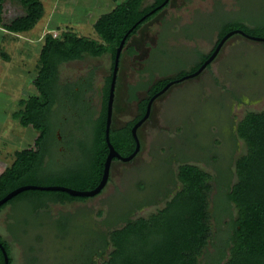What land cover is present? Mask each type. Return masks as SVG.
<instances>
[{
	"label": "rangeland",
	"instance_id": "374dc122",
	"mask_svg": "<svg viewBox=\"0 0 264 264\" xmlns=\"http://www.w3.org/2000/svg\"><path fill=\"white\" fill-rule=\"evenodd\" d=\"M42 1L44 16L26 34L35 38L41 34L40 38L33 47L21 38L15 43L7 42L6 53L10 61L0 66V71L3 69L0 74V175L13 164L16 151L36 147L40 134L31 126L22 127L13 114L23 109L20 104L23 99L37 93L34 80L44 35L53 28L52 24L48 26L47 20L55 4V0ZM123 1L127 0H57L52 23L71 25L70 29L79 36L99 39L94 29L96 20ZM257 1L172 0L168 8L133 37L129 46L135 55L126 50L120 59L112 128L117 129L134 117L135 105L128 102L130 87L141 84L144 86L141 93L145 97L151 83L175 78L182 70L191 71L200 55L215 49L220 27L225 21L244 20L251 27L259 22L264 8L259 7ZM102 3L107 5L102 7ZM152 3L153 0H148L146 5ZM5 10L13 19L24 15L25 8L19 0H6ZM56 34L61 36L60 32ZM111 61L110 55L87 56L63 64L61 83L79 85L91 81L93 88L86 99L96 112H100L102 88L111 73ZM210 66L194 78L173 84L169 89L166 85L161 90L164 93L152 104L151 119L138 130L142 145L140 153L131 162L112 164L108 184L99 195L85 202L50 204L49 208L40 210L41 220L37 227L24 228L29 232L27 237L23 234L22 222L31 200L16 202L0 211V235L10 246L14 264H84L101 245V238L91 232L85 235L81 230L74 238L69 235L75 229L73 227L87 224L98 234H105L125 223L123 214H130V218L135 219L164 208L181 188L177 173L178 167L185 163L198 165L214 177L209 203L211 244L213 242L216 249L209 247L211 256L206 264L223 256L227 257L224 263H230L236 247L228 223L231 215L237 216L238 211L226 202V183L236 181L235 160L246 154L243 142L238 141L235 146L233 137L238 121L245 114L264 111V43L235 34L223 45ZM57 108L58 116L61 107ZM66 109H72L71 103ZM72 117L73 112L68 110L60 116L61 120ZM72 123L65 128H71ZM66 134L58 133L57 156L52 154L53 147H48L50 157L44 178L75 167L68 163L71 161H67L69 165L54 162L62 161ZM142 185L144 189L140 188ZM62 217H69L73 224L66 235L56 228V222L63 220ZM32 248L35 251L32 252ZM110 251L109 247L103 258L96 255L93 264H103ZM201 264H205L204 261ZM242 264L260 263L257 257L244 256Z\"/></svg>",
	"mask_w": 264,
	"mask_h": 264
},
{
	"label": "trees",
	"instance_id": "16d2710c",
	"mask_svg": "<svg viewBox=\"0 0 264 264\" xmlns=\"http://www.w3.org/2000/svg\"><path fill=\"white\" fill-rule=\"evenodd\" d=\"M19 1L25 8L24 15L7 20L4 16L6 0H0V25L7 22L5 29L22 35L37 25L43 18L45 9L40 0ZM147 1H123L112 11L102 15L94 24L99 39L79 36L73 29L60 31V37H55L51 32L45 34L39 56L38 73L34 80L37 93L23 99L20 102L23 109L13 114L14 118L19 119L22 127L31 126L40 134L35 142L36 147L16 151L13 164L0 175V200L14 190L29 185L64 186L78 191H91L100 184L109 154L105 131L117 49L124 36L137 25L129 34L123 48V51L127 50L131 55H135L134 49L129 46L133 37L145 24L168 8L172 0L154 13L151 12L165 0H153L150 5H146ZM255 3L264 8V0ZM250 4L253 5L251 2ZM237 30H242L250 36L264 38V15L253 27L244 23V20L225 21L220 27L215 48L224 36ZM214 50L207 55H200L191 71L182 70L175 78L162 79L151 84L148 82L151 86L148 91L149 99L143 100L139 105L141 112L139 118L127 122L122 128H112L110 132L111 143L123 157L132 155L136 149L137 143L132 130L146 114L150 99L170 82L179 81L195 73ZM107 55H110L112 60L111 73L105 79L102 88L101 110L96 112L86 99L87 93L93 88L92 82L87 81L79 85L70 82L63 84L60 68L63 64L83 60L87 56L101 58ZM210 67L208 65L206 69ZM140 88L142 90L144 86L138 84L130 87L129 102L138 99L137 92ZM70 103L72 109H66ZM57 106L61 107L58 116ZM65 110L73 112L74 117L70 118L71 120L65 118L61 120L60 116ZM74 112H77V117ZM68 121L77 124L83 132V137L74 135L73 139L64 140L62 161L54 162L56 165L73 163L75 167L60 171L56 176L44 178L47 160L50 157L48 147H53L52 154L58 155L55 152L56 143L59 141L58 133L68 132L65 128V125L68 126L70 123ZM233 139L235 146L238 141L243 142L246 154L235 160L236 181L232 183L227 179L226 183V202L228 205H234L238 211L237 216L231 215L228 223L232 228V243L236 247L229 264H242L244 256L257 257L258 262L264 264V111L245 114L237 123L236 136ZM213 179L209 172L198 165L181 164L177 173L181 188L166 202L164 208L147 217L135 219H131L130 214H123L125 223L105 234H98L90 225L79 224V227H73L75 229L70 231L69 235L75 238L76 233L81 230L85 235L91 232L101 238V245L88 256L84 264H93L96 255L103 258L109 247L111 251L103 264H201L202 261L206 264V260L211 256L209 247L215 248V244L213 242L211 244L213 234L209 203ZM140 188L144 189V186ZM89 198L74 197L63 191L26 190L0 206V211L16 202L31 200L30 209L24 213L25 220L22 222L23 234L27 237L29 232L24 228L30 225L32 228L38 226L41 220L40 210L49 208L50 204L85 202ZM62 218L63 220L56 222V228L60 234L66 235L73 224L69 217ZM29 239L30 237L27 238ZM0 243L7 252L9 263L14 264L10 246L1 235ZM33 251L35 250L32 248ZM226 259L227 257L223 256L211 264H226L224 263ZM0 264H5L1 248Z\"/></svg>",
	"mask_w": 264,
	"mask_h": 264
},
{
	"label": "water",
	"instance_id": "95a60500",
	"mask_svg": "<svg viewBox=\"0 0 264 264\" xmlns=\"http://www.w3.org/2000/svg\"><path fill=\"white\" fill-rule=\"evenodd\" d=\"M169 1L170 0H165V2L161 6L157 7L156 9H154L151 13H154L157 10H159L160 8L165 6ZM136 26L137 25H135L132 29H130L129 32L124 36L123 40L121 41L120 46L117 49V53H116V57H115V66H114V70H113V77H112L110 93H109V100H108V107H107V124H106V131H105V133H106V141H107V144H108V147H109V154H108V157H107L106 162H105L103 178H102L100 184L97 186V188H95L94 190H91V191H78V190H74V189H71V188H68V187H64V186H48V187H40V186H32V185L23 186V187H20V188L14 190L10 194H8L5 198L0 200V206H2L3 204H5L9 200H11L13 197L17 196L18 194L22 193L23 191L35 190V189L52 190V191H63V192H67L68 194H70L71 196H74V197H95V196L99 195L104 190L106 185L108 184V181H109V178H110V173H111V166H112L114 160H118V161H121V162H130L136 157V155L138 154V152L141 149V143H140V140H139V138L137 136V130L149 118V115H150V112H151V107H152V104H153L154 100L158 96H160V95H162L164 93V92L161 91L158 94H156L150 100L145 116L143 117L142 120H140L134 126V128L132 130L134 138H135L136 143H137L136 149H135V151H134V153L132 155H130L128 157H123L115 149V147L111 143V141H110V132L112 130V124H113V112H114V103H115V97H116V84H117L116 81H117L118 71H119V68H120V59H121V56H122V52H123V48H124V45L126 43V40H127L128 36H129V34L133 31V29ZM235 34H240V35L244 36L245 38L250 39L252 41L264 43V38L250 36V35L246 34L242 30H237V31L230 32L226 36H224V38L219 42V44L217 45V47L215 48V50L211 54V56L205 61V63L195 73L190 74L188 76H185L182 79H180L179 81L177 80V81H174V82H170L168 84V86L166 87V89H169L170 86H172L175 82H181V81H184V80H187V79L194 78V77L200 75L202 72H204V70L207 68V66L211 65V63L216 59V57L220 53V50L222 49L223 45L228 41L229 38H231ZM0 248H1V250L3 252V255H4L5 264H10L9 263V257L7 255V252H6L5 248H4V246L2 245V243H0Z\"/></svg>",
	"mask_w": 264,
	"mask_h": 264
},
{
	"label": "crops",
	"instance_id": "0c3cea01",
	"mask_svg": "<svg viewBox=\"0 0 264 264\" xmlns=\"http://www.w3.org/2000/svg\"><path fill=\"white\" fill-rule=\"evenodd\" d=\"M42 3H43V1L42 0H40ZM56 1L57 0H55V4H56ZM55 4H54V7L52 8V11H51V14H50V16H49V19L47 20V23H48V26H49V24H52L53 26V28L52 29H50L51 30V33H59L60 31H63V30H65V29H70V28H72V26L70 27V26H68V25H64V23H58V22H56V23H52L53 22V19H54V17H55V15H53V9L55 8ZM105 5H107V4H104V3H102V4H100V6H102V7H104ZM43 6H44V9H45V5H44V3H43ZM113 10V9H112ZM111 10V11H112ZM6 12V11H5ZM45 13V12H44ZM104 15V14H103ZM5 18L7 19V20H10L11 18H10V16L11 15H6V13H5ZM102 16V15H101ZM100 16V17H101ZM99 17V18H100ZM98 18V19H99ZM97 19V20H98ZM96 20V21H97ZM6 23L7 22H5V24H3V25H0V66L2 67L4 64H6V63H8V61H10V57H9V55L6 53V49H7V46H6V44H8L7 42H11V43H15V41H18V39L19 38H21V39H23V41H26V43L29 45V43L31 44V47H33L34 46V44L36 43V41L40 38V36H41V34H39V35H37L38 37L37 38H35V37H28V36H26V34H28L29 32H27V33H23L22 35H19V34H15V33H12V32H10V31H8L7 29H5L6 28ZM46 23V24H47ZM96 23V22H95ZM35 27H36V25H35ZM34 27V28H35ZM33 28V29H34ZM32 29V30H33ZM31 30V31H32ZM50 32V31H49ZM4 60H5V62H4ZM10 63V62H9ZM7 66V65H6ZM6 66H4V67H6ZM0 67V68H1ZM3 70V69H2ZM1 70V71H2ZM0 71V74H2V72Z\"/></svg>",
	"mask_w": 264,
	"mask_h": 264
},
{
	"label": "flooded vegetation",
	"instance_id": "af4514ba",
	"mask_svg": "<svg viewBox=\"0 0 264 264\" xmlns=\"http://www.w3.org/2000/svg\"><path fill=\"white\" fill-rule=\"evenodd\" d=\"M126 53V52H125ZM123 54H124V51H123ZM121 63V62H120ZM118 72H120V70L118 71ZM177 81V80H176ZM118 82V77H117V81H116V83ZM177 83H179V82H175L174 84H177ZM135 86H137V84L135 85ZM150 88H151V86L149 87V89L147 90V94H146V96L145 97H143L142 96V91L143 90H141V88H140V90L137 92V94H138V99L137 100H133V101H131V102H129L130 103V105H135V114H134V117H133V119L132 120H136V119H138L139 118V116L141 115V112H140V109H139V105L142 103V101L143 100H145V99H149L148 97V91L150 90ZM129 91V90H128ZM154 97V96H153ZM152 97V98H153ZM160 97V96H159ZM158 97V98H159ZM128 98H129V96H128ZM151 98V99H152ZM115 99H116V97H115ZM150 99V100H151ZM129 100V99H128ZM154 107V106H153ZM153 107H151V112H150V115H149V118L144 122V124L141 126V127H143L144 125H146V123L151 119V117H152V111H153ZM74 114H75V116L77 117L78 116V114H77V112H74ZM145 116V115H144ZM113 118H114V113H113ZM143 118H140V120H142ZM119 120H121V119H119ZM139 120V121H140ZM73 124V126L71 127V128H69L68 129V132H67V134H66V139L67 140H71V139H73V137H74V135H76V136H79V137H83L82 135H83V132H82V130L81 129H79V127L77 126V124H75L74 122L72 123ZM70 125V124H69ZM68 125V126H69ZM126 125V122H125V124L124 125H120L121 127H119V128H122V127H124ZM140 127V128H141ZM119 128H117V129H119ZM140 128L138 129V130H140ZM79 129V130H78ZM137 130V136H138V138H139V131ZM139 140H140V138H139ZM140 143H141V141H140ZM141 148H142V145H141ZM116 161H118V160H114V162L113 163H115ZM119 162V161H118Z\"/></svg>",
	"mask_w": 264,
	"mask_h": 264
},
{
	"label": "built area",
	"instance_id": "2783aa9c",
	"mask_svg": "<svg viewBox=\"0 0 264 264\" xmlns=\"http://www.w3.org/2000/svg\"><path fill=\"white\" fill-rule=\"evenodd\" d=\"M55 37H57V34L56 33H53Z\"/></svg>",
	"mask_w": 264,
	"mask_h": 264
},
{
	"label": "clouds",
	"instance_id": "9594fccd",
	"mask_svg": "<svg viewBox=\"0 0 264 264\" xmlns=\"http://www.w3.org/2000/svg\"><path fill=\"white\" fill-rule=\"evenodd\" d=\"M45 36V35H44Z\"/></svg>",
	"mask_w": 264,
	"mask_h": 264
}]
</instances>
